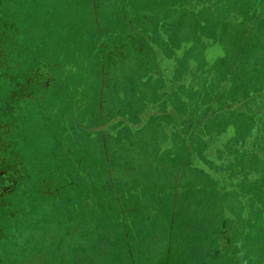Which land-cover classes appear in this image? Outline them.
Instances as JSON below:
<instances>
[{
	"label": "rangeland",
	"instance_id": "rangeland-1",
	"mask_svg": "<svg viewBox=\"0 0 264 264\" xmlns=\"http://www.w3.org/2000/svg\"><path fill=\"white\" fill-rule=\"evenodd\" d=\"M0 264H264V0H0Z\"/></svg>",
	"mask_w": 264,
	"mask_h": 264
}]
</instances>
